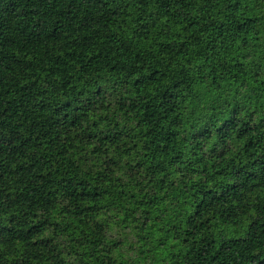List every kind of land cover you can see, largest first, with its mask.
<instances>
[{
	"label": "trees",
	"instance_id": "16d2710c",
	"mask_svg": "<svg viewBox=\"0 0 264 264\" xmlns=\"http://www.w3.org/2000/svg\"><path fill=\"white\" fill-rule=\"evenodd\" d=\"M0 264H264V0H0Z\"/></svg>",
	"mask_w": 264,
	"mask_h": 264
}]
</instances>
